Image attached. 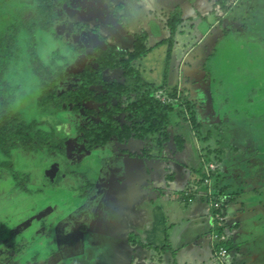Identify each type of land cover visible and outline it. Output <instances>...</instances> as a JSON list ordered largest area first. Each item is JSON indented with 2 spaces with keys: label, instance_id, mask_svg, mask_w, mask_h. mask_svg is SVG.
<instances>
[{
  "label": "rangeland",
  "instance_id": "rangeland-1",
  "mask_svg": "<svg viewBox=\"0 0 264 264\" xmlns=\"http://www.w3.org/2000/svg\"><path fill=\"white\" fill-rule=\"evenodd\" d=\"M27 1L30 2L29 0H0V35L10 34L8 32V25L14 24L17 25V28L13 31L16 33L21 23L24 24L37 14L38 0H35L33 3H28ZM238 1L240 3H236V11H233L229 17L231 22L226 20L223 26H213L201 43L195 42L193 44L195 46L194 51L190 53L189 58L186 60L188 64L193 65V69H189L191 75L196 73L195 79L192 77L190 85L192 95H190L188 100L193 101L195 99L196 102L199 101L202 104L201 109H198L197 117L199 113L198 119L204 120V127L198 128L192 126L193 123L190 122L191 116L186 119L185 114L180 116L183 113L181 109H176L171 114L173 124L170 131L172 136L187 134L189 137L188 147H190V150H193V154L188 150L177 157L173 155L171 157L168 155L172 154L171 150L166 149L165 157L158 158L160 151L150 153L151 156L157 155L153 159L154 163L169 165L167 169H171L177 164L167 160L168 164L165 161L166 156L172 160L176 158L177 163L181 166L183 165V167L188 166L193 161L192 165L194 167L203 169V172L207 176L209 175V179H206L204 187H208V192L205 190L206 192L202 195L207 198L209 206L212 201L211 198L219 193L217 189L219 184L222 186L231 185L232 187L233 181L231 178L237 176L232 177L230 173L236 172L238 175L241 174L238 178L241 177L243 180H236L234 188H230L229 192L231 190L238 192L239 188L237 186L243 188L240 190L248 192L247 188L249 185L254 184L253 177H249V174L251 172H258L264 166V0ZM62 2H65V0ZM233 3L234 1L229 4ZM254 3L261 5L259 11L255 12L254 9H251L249 10L251 13H248L249 15L246 18H243L242 15H244L248 5ZM50 17L52 18V15ZM236 17L244 25L239 26L235 24L234 20L237 19ZM210 19L213 25L216 16L210 15ZM29 26L27 27L28 30ZM23 29V36L19 44L22 52L19 53L20 57L14 62L12 70V76H17V80H20V82H17L20 90H18L17 102L15 104L16 110H18L17 106H21L20 114L31 130L42 125V129L50 131L52 126H45V123L41 122L43 119L57 124L56 129L59 131L61 124H58L56 118L52 116L53 111L51 108L43 106L42 103L40 105L39 97L42 92L36 86L38 79H36L32 67H35V65L31 64L29 59L32 52V59L37 61L39 58L44 65H50L48 59L53 62L60 59V62L63 64L70 62V60H76L79 54H75L77 52L73 53L72 51L66 52L65 46H67V43L63 42L60 44V47H62L60 50L53 49L57 45V42L50 40L51 38L42 32L34 34L33 39L28 43V46L33 47L29 53L28 46L24 40H30L31 37L24 27ZM236 29L238 31H235ZM225 30H230V37H226ZM206 31H208V28L204 30V33ZM17 33L20 37L21 34ZM46 37H48V40H46ZM88 45L91 47L94 44L89 43ZM74 54L75 57H72ZM83 63L84 60H77L76 62L79 65ZM156 68L158 69L157 65ZM168 70L171 73L170 67H168ZM120 76L115 75V78L119 79ZM26 77H28V81L25 80ZM122 77L124 78V76ZM122 81H125V78ZM167 81L169 82V78H167ZM162 89L157 96L158 98L167 100L165 88ZM20 91L23 92L22 97L19 96ZM185 91H183L184 95L187 94ZM119 117L122 125L126 123L133 125V121L127 119L126 113L121 114ZM64 119L66 122L71 123L66 118ZM81 121H83V118L79 115V121L77 122L80 123ZM67 125L68 123H66L64 130L70 132L73 129V125L72 128H67ZM64 134V131H59V137H63L62 135ZM37 139L38 142L45 145L43 142L45 139L42 137ZM116 140L119 141L118 137L114 136L112 141ZM110 145L113 147V144ZM110 145L108 149L106 146L99 147L96 152L92 151L91 153L80 155L81 158L83 157V160L72 163L76 164L75 167L73 166V172L81 179L78 181V187H80L81 191L88 192L90 195V188L93 187L94 191H92L91 195L96 198V202L91 200L90 195L89 205L92 207V210L100 212V207H103V214H105L104 212L109 210L106 208L107 205L121 200V197H125V199L130 203H135V205L141 201L143 205L141 203L140 205L144 209H147L151 204H156L157 201L164 203L162 195L156 198V202L153 201L151 203L148 200L149 204H146L145 199L142 198L140 200L135 193L127 192L134 189L138 192L139 189H142V194L144 195L146 194L145 191L149 188L148 185L139 181L136 185L132 186L125 183L130 179L127 171L129 168H138L140 164L139 159L119 166L115 173L112 172V167L110 166L109 172L103 175L108 165L105 163H111L114 160L109 157L110 150L112 149ZM45 146L49 147V144ZM153 146H156L155 142ZM174 147L176 148L175 145ZM156 149L158 150V148ZM220 151L222 152L221 154L219 153ZM54 153L52 155H55ZM17 158L19 160L18 163L16 162V167L7 168L5 173L0 170V186L2 184L0 193L3 190L7 191L2 192L4 194L0 195V217H2L0 220V264H238L249 260V255L254 252V248L251 246L247 249L239 244V251L232 250L231 254L227 255V257L216 258L218 243L212 238L214 224H212L213 221L210 213L206 210L203 220L194 217V222L197 220V223L204 221L203 225L202 222L197 224L194 230L191 226H195V223L188 224L190 214H187L186 223H172L173 230H171L170 235L173 237V251L169 250L166 254H162V259L158 257L159 255L157 257L156 255L149 256L151 254L150 250H143L142 248L134 250L133 246L130 248L127 256H125L121 243L116 245L118 241L116 240L115 233L109 227V233L95 232L91 235L87 233L86 237L88 240L86 242L88 243V251L91 252V247L94 248L92 250V256L95 255L93 258L83 256L81 259H76L68 254V251H70L68 249L71 246L68 247L66 239L56 240L57 236L56 233L52 232L53 229H50L51 234L48 235L45 233L47 226L40 227V224L37 225L38 222L33 224L37 218L41 219L44 217L45 213L49 212V207L53 205L57 214L56 216L66 206L69 208L63 212L62 216L65 217L73 213L74 208L72 206L78 205L75 204V200L69 199L71 198L70 195H73V190L69 192L61 190L59 193L53 194L52 189L46 188L48 194H42L40 189H44L45 187L38 185L36 180L40 179L41 176L43 178L45 175V183H48L54 178L53 174H50V171L43 173L44 170L39 165L28 162L29 157L23 154V152L15 154L14 159ZM155 159L161 161H155ZM101 160H103L102 163ZM104 160L107 161L104 162ZM145 160L147 163L151 161L149 158H145ZM221 163L225 164V170L228 171V174L225 173L224 166ZM44 164L42 166H46ZM78 164L80 166H77ZM20 165L25 167L22 168ZM49 167H45V169L49 170ZM14 169L18 173L14 177L19 176L20 172L26 176L12 177L13 175L10 173H14ZM150 169L155 178L154 172L156 168L150 167ZM56 173L59 174L58 171ZM77 175L74 176L77 177ZM102 176L104 177L103 184L95 190L96 186H99V180ZM60 177H62L61 174ZM153 177L152 180L154 181ZM216 180L217 182L215 183ZM255 180V183L262 184L264 177L262 180L258 178H255ZM112 183H114L113 186H111ZM12 187L14 188V192L11 195L12 191L10 189ZM202 187L203 185H201ZM223 199L226 200V198ZM79 200L81 202L82 199L80 198ZM17 201L19 205L28 203V206L31 208H39L47 201V207L44 210L40 209L39 215L23 219L21 214L25 210L21 207L16 208ZM53 207L49 215L54 211ZM163 207L165 209L166 222L167 224L171 223L172 219L169 218L168 207L165 204ZM224 212H226V209ZM224 217L226 223L223 226V230L226 235L228 234L227 236L230 241L233 240L232 229L228 228V226L226 227L227 216ZM20 219L22 220L20 221ZM185 225L189 228L182 234L181 231ZM52 226L53 224H50L49 227ZM99 226L103 229L102 225ZM39 228H43L42 232ZM111 234L113 237L110 236L106 240L107 236ZM134 236L136 235L130 236V239L134 238ZM138 236L134 240H137L141 244V236L139 234ZM240 236L244 237V234L240 232ZM89 237L92 238L89 239ZM73 239L75 240V237ZM240 239H235V244H238ZM122 244L124 245L125 243L122 242ZM79 245L80 242L78 241L76 247L78 248ZM107 250L108 254L104 255V252ZM233 258L237 262H234Z\"/></svg>",
  "mask_w": 264,
  "mask_h": 264
},
{
  "label": "crops",
  "instance_id": "crops-1",
  "mask_svg": "<svg viewBox=\"0 0 264 264\" xmlns=\"http://www.w3.org/2000/svg\"><path fill=\"white\" fill-rule=\"evenodd\" d=\"M29 1L30 2H27L33 3L35 0ZM233 1V4H229ZM237 2L238 4L240 3L238 0H67L66 2H62V0H53L54 9L56 10V16L54 15L52 21L54 28L48 26L49 31H52L51 34H47L45 31H42V33H46L47 36L51 38L50 40L56 41V46L59 50L62 48L60 44L63 42L65 44L67 43V46H65L66 52H77L75 54H79V51L83 52L82 56H85V60L83 58L81 60H84V65L87 63V54L84 52L88 49H106L112 46L121 51H133L138 39L140 37H146L145 40L149 53L145 57L138 58L133 62L138 70L141 71L143 78L158 85H163L164 82H167V85L171 88L179 87L180 91L187 90L190 92L192 77L195 79L196 73L191 75L189 69H193V65L188 64L186 60L189 58L190 53L194 51L195 46L193 44L195 42L201 43L213 26H223L226 20L231 22L229 17L233 11H236ZM260 6L261 5L258 3L248 5L247 10L244 15H242L243 18H246L249 15L248 13H251V11L249 12L251 9L258 12ZM176 11L180 13L183 20L175 37L176 40L172 58L168 59L170 49V43L168 41L172 36V31L168 26V19ZM210 15L216 16L213 25ZM234 23L239 26L244 25L239 18L235 19ZM207 28L208 31L204 33V30ZM235 31H238V29ZM224 32H226L225 35L227 38L230 37V30H225ZM7 36L10 37V34H7ZM14 36L18 39L16 41V46L18 47L16 53L19 55V53L22 52L19 44L23 34L21 33L20 37H18L15 33ZM24 41L26 42V40ZM89 43L94 45L89 47ZM75 54L72 55V57H75ZM78 58H80L79 55H77V59ZM91 59L90 57V60ZM68 63L72 64L71 66L73 67L75 66L73 65L75 63L73 60H70ZM184 64L186 65L184 66ZM59 65H62V63L60 62ZM190 65L192 66L190 67ZM168 67H170L171 73ZM167 78H169V82ZM199 105L198 107L200 110L202 104L199 102ZM51 110L53 111L52 108ZM198 121L203 123L204 126L203 119L200 118ZM144 142L145 141L141 139L132 138L127 143L120 145L119 141H112L111 144H113V147L110 145L112 149L110 150L109 157L114 160L111 163L104 160V162H106L105 164L108 165L103 175L109 172L110 166L112 167V172L115 173L119 166L126 162H133V160L139 159V167L136 169L129 168L127 171V175L130 176V179L125 183L132 186L136 185L139 181L148 185L149 188L145 191L146 194L144 195L142 194V189H139L138 192L135 189L127 192L135 193L140 200H142V198L145 199L146 204L148 200H150L151 203H153V201L156 202V198L162 195L164 203L157 201L156 204H151L147 209H144L141 201L139 202L142 205H140V203L135 205V203H130L125 197H121V200L117 202L108 203L109 205H107L106 208L109 210H106L104 212L105 214H103V207H100V212H95L89 205L90 195L92 191H94L93 187L90 188V195L88 192L83 191L79 194L75 192L76 189H72V193L75 195H70L71 198L69 199L75 200V204H78L75 207L74 205L72 206L74 208L73 213L62 220L56 221L55 225L50 228L47 227L46 232H44L48 234L50 229H53L52 232L54 234L56 233L57 236L56 240L66 239L68 241V247L71 246V248L68 249L70 250L68 254L74 258L81 259L83 256L86 258H93L95 256H92V250L94 248L91 247V252L88 251V243L86 242L88 240L86 237L87 233L90 235L95 232L109 233V227L113 229V233H115L116 240L118 241L116 245L121 243L125 256H127L130 248L133 246L134 250L141 248L143 250H150L151 254L149 256L156 255L157 257V255H159L158 257L162 259V254H166L169 250L173 251V237L170 235L171 230H173L171 226L172 223H186L187 214H190L188 224H191L195 221L194 217L203 220L206 210L210 213L207 198L202 195L204 192H208V187L201 188L200 186L199 188L198 186L199 181L197 177L199 175L197 171H203V169L194 167L192 165L193 161H191L188 166L183 167V165L181 166L177 163L176 158L172 160L170 157L166 156L165 161L167 163L171 161L177 164L173 166V168L167 169L169 165L166 166L153 162V159L157 156L155 154L153 156L148 154L151 161L147 163L141 151L148 149V151L154 153V151L158 152L159 149L157 150L156 148L158 147L153 145L148 148L146 145L147 143L144 144ZM174 145L175 144L172 143L166 148L167 150H171L172 154H168L171 157L172 155L177 157L188 150L193 154V150H190L188 146L182 153H175ZM160 157L161 154L159 153L158 158ZM102 161L103 160H101V163ZM155 161L161 160L155 159ZM221 165L224 166L225 164L221 163ZM149 166L156 168L154 172L155 178ZM225 173L228 174V171L225 170ZM243 174H245V172H243ZM239 175L236 172L230 173L232 177L237 176L231 178L233 181V188L236 180H243L241 177L238 178ZM152 177L155 179L154 181ZM249 177H253L254 184L249 185L247 188L248 192L240 190L243 188L238 186V192L235 190L229 192V189L232 188L231 185L222 186L219 184L217 189L219 193L224 195L222 197L228 200L226 207V227L228 226V228L230 227L232 229L233 235V240H230L228 245L229 254H231L232 250L239 251V244L247 249L251 246L254 248L255 253L252 252L251 255H249V260L238 264H264V180H262L264 177V166H262L261 170L259 169L258 172H251ZM255 178L262 180V184L255 183ZM103 179L104 177L102 176L99 180V186L97 185L98 187L96 186L95 190L101 187ZM39 181L40 179L38 178L36 180L38 185ZM113 185L114 183L111 184V186ZM191 186L196 187L193 190V195L188 193L190 192L188 188ZM4 191L7 192L3 190L0 195L4 194L2 193ZM188 195L192 197L189 201L186 200ZM80 198L82 199L81 202L79 200ZM91 200L96 202V198H94L93 195H91ZM164 204L168 207L169 211H167L169 213V218L172 219L171 223L169 222L168 224L166 222ZM53 206L49 207V209H52ZM20 207L25 210L21 214L23 219L29 217L33 218L39 213V208H31L28 206V203L22 204ZM8 208L10 207L8 206ZM49 213L50 212L46 213L41 219H34L35 221L33 224L38 222L37 225L40 224V227H43L45 223L49 224V221L46 222L47 219L49 220ZM53 213L52 211L51 214ZM1 219L2 217H0V220ZM21 220L22 219H20V221ZM197 222L198 220L194 222L195 226H191L193 230L197 224L202 222L203 225L204 223V221ZM99 225H102L103 229ZM188 228L189 227L185 225L181 233L184 234ZM213 228L215 232L217 228L215 226ZM39 229H41L42 232L43 228ZM240 232L244 234V237L240 236ZM134 234L136 236L130 239V236ZM138 234L142 239L141 244H139L137 240H134L137 238ZM110 236L113 237L111 234L107 236L106 240H108ZM73 237H75V240ZM91 238L92 237H89V239ZM237 238L241 239L238 244H235V239ZM78 241L80 245L77 248L76 245ZM122 242L125 244L123 245ZM106 254H108V250L104 252V255ZM233 259L234 262H237L235 258Z\"/></svg>",
  "mask_w": 264,
  "mask_h": 264
},
{
  "label": "trees",
  "instance_id": "trees-1",
  "mask_svg": "<svg viewBox=\"0 0 264 264\" xmlns=\"http://www.w3.org/2000/svg\"><path fill=\"white\" fill-rule=\"evenodd\" d=\"M63 1V0H62ZM67 0H65L66 2ZM53 0H38L37 14L31 19L32 22H27L26 25H30L29 31L37 30L38 27H43L48 29V26L54 28L52 23L54 19L55 9L53 5ZM39 10V12H38ZM52 15V18L50 17ZM56 16V15H55ZM38 20V21H37ZM182 16L178 11L170 16L168 19V26L172 31V36L169 39L170 49L168 59L172 58L175 45V37L178 32L179 26L182 23ZM10 28V29H9ZM12 29H16L15 25L8 27V32ZM14 31V30H12ZM50 32V31H49ZM0 44V83L6 87L5 90L0 89V153L5 154L8 157H12L13 151L19 148L22 144L28 146L32 149L44 148L43 145L37 146L34 143L37 138L42 137L45 139L43 142L45 145L49 144V151L55 152L57 149L55 143L50 144L48 140V133L43 132L41 129L31 130L29 125L25 121L21 122L17 118V114L13 112L14 105L16 103L15 95L16 90L19 86H8L5 75L10 72L12 66V61L19 56L16 51L18 47L16 46L17 37L4 36ZM146 37H140L137 41L135 49L133 51H121L115 47H109L106 49L95 48L93 50H86L85 53L94 59L98 63L97 68L90 65L89 68L80 74L82 84H79L77 89L70 91L73 94L74 100L81 102L84 99L93 98L96 101H102L101 92L99 89H95L96 86L99 88H106L104 92L105 100H112L113 98H124L127 97V101L124 102V106H114L112 109L104 108L102 112V120L91 123L89 128L85 129L87 136L90 139L92 146L108 145L114 136L118 137L120 143H125L132 138L141 139L147 141V146L150 148L153 143H156V147L164 149L173 142L175 144V153H182L188 146L189 137L187 134H178L172 136L170 127L173 124L171 119V114L176 109H181L185 114L186 119L191 116L192 126L202 128L203 123L198 121L196 104L193 101H189L188 98L184 97V92L180 91L179 87H169L167 82L163 85H158L151 83L143 78L142 73L134 65V61L138 58L145 57L149 53V49L146 43ZM33 47L29 46V53L32 51ZM31 64H34L33 70L35 75L40 78L43 82L46 75H50L53 66L44 65L42 61L38 58L37 61L29 59ZM60 76L64 72L63 65H59ZM35 68V69H34ZM55 69V68H53ZM122 69L125 81L115 80L109 82L105 79V74L112 76L113 72ZM45 83L43 88V93L39 97L40 104L48 107L46 105L47 100L50 99V95L46 86L57 87L56 82L50 83V85ZM165 88L167 94V100L158 98L157 94ZM53 90V89H51ZM164 93V92H163ZM199 109V108H198ZM126 113V117L133 121V125L126 123L122 125L117 119L121 114ZM27 131V134H26ZM36 138V139H35ZM172 144V143H171ZM90 145V143H89ZM65 152V151H64ZM143 155L146 156L150 153L148 149L143 150ZM222 153L221 151L219 152ZM10 161L0 162L2 166H9ZM198 185L205 187L206 179H209L202 170H198ZM196 187H189V194L193 195V190ZM207 188V187H206ZM191 195L187 196L186 200H190ZM223 194L219 193L212 199L214 201H219L221 203L220 211H222L223 216H226L225 209L228 204V200L223 199ZM213 221V219H212ZM226 223V221H225ZM214 224V221H213ZM221 232L225 233L223 227H221ZM229 239L226 242H222V245H226L229 254ZM218 247V246H217Z\"/></svg>",
  "mask_w": 264,
  "mask_h": 264
},
{
  "label": "flooded vegetation",
  "instance_id": "flooded-vegetation-1",
  "mask_svg": "<svg viewBox=\"0 0 264 264\" xmlns=\"http://www.w3.org/2000/svg\"><path fill=\"white\" fill-rule=\"evenodd\" d=\"M32 18H30L29 21H27V22H31ZM27 22H25L24 24L21 23L20 27H18L19 30L16 31L17 35H18L17 32H19L20 34L23 32L22 27L27 29V27L29 26V25H26ZM14 25L17 28V25L16 24H14ZM10 26L8 25V27H10ZM41 29H43V30H41ZM12 30H14V29H12ZM12 30L10 31V37L14 36V34H15ZM42 31H45L47 34H51V32H52V31L49 32L48 29H46V28L44 29L43 27H38L37 30H34V31H29L27 29L26 32H28V34L31 37L30 40H26V42H25L27 44V46H28V43L33 39L34 34H39ZM4 36H7V35H4ZM46 40H48V37H46ZM1 41H2V37L0 38V44H1ZM53 49H57V46L53 47ZM28 50H29V46H28ZM82 54H83V52L79 51V56H81L80 58H78L79 60H81L82 58L85 60V56H82ZM18 59L19 58L17 57L15 60L12 61L13 64L10 68V72H8L5 75L8 86L9 85L10 86H16V85H18L17 82H20V80H17V76H12V70H13L14 62L17 61ZM78 59L74 60V62H75L73 64V65H75L74 67L71 66L72 64H69V63H63L62 64L63 70H64V72L62 74H65L64 76H62V78L60 76V70H61V68L59 66L60 59L55 61V62L48 59L49 64L50 65L52 64L53 68H55V69L52 68L53 71H51L50 75H46L44 77L43 82H47V84H48V82H50V83L56 82L57 87L53 88L50 86H46V89H48V91H50L49 95L51 98V100L50 99L47 100L46 105H48V107H51L53 109L52 116L56 118L58 124H61V126L59 127L61 129L59 131H64L65 134L62 135L63 137H59V131L56 129L57 124L51 123L50 121H45V120H42L41 122L45 123V126H48V127L52 126L51 130L47 131V130L42 129L43 128V127H41L42 125H39L36 129L37 130L41 129L43 132H47L49 134L47 137L49 140V143L50 144L55 143V145L58 149L55 151V153H54L55 155H52L53 152L49 151V147H47L45 145H43L44 148L42 147V148L36 150V149L29 148L28 146L23 145V144L19 148H17L16 150L13 151L12 157H8L5 154L0 153V162L10 161V163H11L9 166L0 165V170H1V172L3 171V173H5V170L7 168L10 169L12 167H16V162L18 163L19 158L14 159V156H15V154H17L19 152H23V154L28 155V157H29L28 162H31L32 164H35V165H39V167L44 170L43 173L50 171V174H53V177H54L52 179V181L45 183L46 182L45 181V175L43 178H42V176L40 178L39 185L40 186L43 185V187H45L44 189L43 188L40 189L42 194H48V190L46 188L52 189L53 194L59 193L61 190H66L68 192L72 189H76L75 192H77L79 194L82 193L80 187H78L79 186L78 181L81 179L78 177V175L76 173L73 172V169H74L73 166L75 167L76 164H72V163H76V161L83 160L82 159L83 157L81 158L80 155H84L86 153H91L92 151L96 152L99 149V147H104L102 145L92 146L85 129L89 128V126L91 125L92 122L95 123V122L102 120L101 117H102V112L105 111V110H103L104 108L112 109L114 106H122L125 102L121 98H113L112 100H105L106 97L104 96V92H106V90H105L106 88H102V87L99 88V86H96L95 89H99L100 91L102 90V92H101L102 101H96L93 98L84 99L81 102H77L76 100H74V98H73L74 93H71L70 91H74L75 89H77L79 84H82L80 74H82L85 71V69L89 68L88 65L95 67V68H97V66H98V63H96V61H94L93 58L90 60V56H88V55H87V63H85V65L84 64H82V65L76 64ZM76 71H79V72H76ZM123 72L124 71L122 69H118L110 77L107 74H105V79L109 82H113L115 80L122 81L124 79L122 77ZM34 75H35V73H34ZM115 75H121V76L119 79H117V78H115ZM35 76L39 82L38 83L36 81L37 82L36 86H38V88L43 93L42 87L45 86L44 85L45 83H43L40 80V78L37 76V74ZM25 80L28 81L29 80L28 77H26ZM50 83L48 85H50ZM51 85H53V83ZM0 89L5 90L6 87L0 83ZM51 89H53V90H51ZM18 90H20V88H18ZM18 90H16V95H15L16 102H17ZM19 96L20 97L23 96L22 91H20ZM17 107H18V110H16V106L14 105L13 112L16 113L17 118L21 122H23L24 120L20 114L21 106H17ZM79 115L83 118V121H81L80 123L77 122V121H79ZM64 118H66L71 123L66 122ZM117 119L120 120V117L118 116ZM120 122H121V120H120ZM66 123H68L67 128H72V125H73V129L70 132H67L66 130H64ZM89 143H90V145H89ZM34 144L37 146L42 145L40 142H38V140H36V142ZM39 144H41V145H39ZM14 160H16V161H14ZM28 162H27V164H28ZM43 164L46 166H42ZM48 166H50L49 170H46L45 167H48ZM77 166H80V164H78ZM21 167L24 168L25 166H21ZM101 167H102V164H101ZM15 170L16 169H14V171ZM57 171L59 172V174L56 173ZM10 174L13 175L12 177H14V175L18 174V173H16V171H15L14 173H10ZM60 174L62 177H60ZM74 175H77V177H75ZM22 176H26V175L24 173L21 174V172H20L19 176H15V177L17 178V177H22ZM1 186H2V184H1ZM10 190L12 191L11 192V195H12V193L14 192V188L12 187ZM73 195H75V194L73 193ZM16 203L20 207L18 201ZM17 204H16V206H17ZM45 207H47V201L39 207V212L42 209H44ZM50 210H51V208L49 209V212H50ZM53 210H54V208H53ZM38 215H39V213H38ZM35 216H37V215H35Z\"/></svg>",
  "mask_w": 264,
  "mask_h": 264
},
{
  "label": "built area",
  "instance_id": "built-area-1",
  "mask_svg": "<svg viewBox=\"0 0 264 264\" xmlns=\"http://www.w3.org/2000/svg\"><path fill=\"white\" fill-rule=\"evenodd\" d=\"M220 207H221V203L219 201H214L212 199V201L210 202L209 210L211 213V217L214 221V226L217 228L213 233V239L216 240L218 243V249L216 252L217 254L216 258L218 259L227 257L228 255V248L226 247V245H222L221 243V241L227 242L228 236L225 233L221 232V227L225 225V217L223 216L222 211H220Z\"/></svg>",
  "mask_w": 264,
  "mask_h": 264
},
{
  "label": "water",
  "instance_id": "water-1",
  "mask_svg": "<svg viewBox=\"0 0 264 264\" xmlns=\"http://www.w3.org/2000/svg\"><path fill=\"white\" fill-rule=\"evenodd\" d=\"M187 92V94L186 95H183V96H185V97H189L190 95H192V93L191 92H188V91H185V93ZM189 93V94H188ZM123 99V101H127V97H124V98H122ZM194 101V103L197 105V109H198V106H199V103L198 102H196L195 101V99L193 100ZM125 105V103L122 105V106H124ZM142 141H145V140H142ZM128 142V141H127ZM127 142H125V143H127ZM112 142H110L108 145H106V147L107 146H109L110 144H111ZM125 143H120V141H119V144L121 145V144H125ZM144 148H146V147H144ZM166 148L167 147H165L163 150L162 149H160V148H158L159 149V151H160V154H161V157H165V153H166ZM143 151H141V153H142ZM150 153H152V152H150ZM149 153V154H150ZM143 157L144 158H149V156L146 154V157L143 155ZM91 190V189H90ZM69 208V207H68ZM67 208V206L63 209V211L60 213V214H58V216H56L57 214H56V212H55V210L53 211L54 212V214H51V215H49L50 217H49V220L47 219L46 220V222L47 221H49L50 223L48 224V223H45L44 224V226H47L48 228H50L49 226H50V224H53V225H55L56 224V222H53V221H58V220H62L63 218H65V217H63L62 215H63V212L66 210V209H68ZM49 234H51V231L48 233V235Z\"/></svg>",
  "mask_w": 264,
  "mask_h": 264
}]
</instances>
